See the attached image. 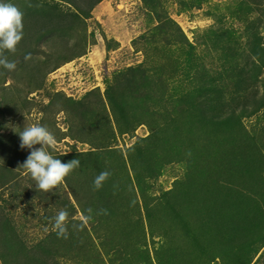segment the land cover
Returning <instances> with one entry per match:
<instances>
[{"label": "rangeland", "instance_id": "obj_1", "mask_svg": "<svg viewBox=\"0 0 264 264\" xmlns=\"http://www.w3.org/2000/svg\"><path fill=\"white\" fill-rule=\"evenodd\" d=\"M5 2L0 264H264V0ZM26 123L80 161L51 192L17 169Z\"/></svg>", "mask_w": 264, "mask_h": 264}, {"label": "clouds", "instance_id": "obj_2", "mask_svg": "<svg viewBox=\"0 0 264 264\" xmlns=\"http://www.w3.org/2000/svg\"><path fill=\"white\" fill-rule=\"evenodd\" d=\"M28 6L31 7V3ZM23 16L24 13L16 5L0 0V67L9 72L15 71L17 67V62L10 60L7 53L14 54L23 39ZM24 58L25 60L30 59L31 53L26 54ZM5 127L12 126L8 124ZM12 131L19 135V147L30 150L26 160L17 169H24L25 173L31 176L36 182L37 190L51 192L80 166L79 159H72L64 163L50 153L49 149H56L57 139L47 126L39 123H26L22 130L19 127H12ZM36 145H40V147L37 148ZM110 175L111 173L108 171L99 173L93 181L94 190L102 188ZM92 212L91 208L87 209V215H82L81 222L74 224L73 228L82 231L92 220ZM97 214H107V210L101 209ZM68 215L67 210L61 209L53 218V231L60 238H68Z\"/></svg>", "mask_w": 264, "mask_h": 264}]
</instances>
